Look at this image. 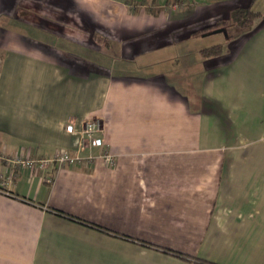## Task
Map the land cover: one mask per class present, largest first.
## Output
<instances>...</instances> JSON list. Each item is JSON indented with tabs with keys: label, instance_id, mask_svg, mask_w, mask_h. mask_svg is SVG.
I'll return each mask as SVG.
<instances>
[{
	"label": "crops",
	"instance_id": "crops-1",
	"mask_svg": "<svg viewBox=\"0 0 264 264\" xmlns=\"http://www.w3.org/2000/svg\"><path fill=\"white\" fill-rule=\"evenodd\" d=\"M252 4L0 0V153L91 157L0 160V264H264V22L151 58ZM95 118L105 150L79 152Z\"/></svg>",
	"mask_w": 264,
	"mask_h": 264
},
{
	"label": "built area",
	"instance_id": "built-area-1",
	"mask_svg": "<svg viewBox=\"0 0 264 264\" xmlns=\"http://www.w3.org/2000/svg\"><path fill=\"white\" fill-rule=\"evenodd\" d=\"M101 122L99 119H89L83 123L82 129L80 131V141L77 150L83 151L87 148L98 147L104 149V143L98 134L101 132ZM67 133L73 132V126L67 125L65 127ZM105 150V149H104ZM102 151V158L107 164H113V158L107 153V151ZM0 160H4L9 166L16 168H29V169H46L51 165L57 167L67 166L76 167L80 165H88L91 162V157H81L78 154H70L67 151L60 150L56 152L49 159H39L31 160L29 158L16 157L13 159L7 158L0 153ZM49 181L51 178L48 177Z\"/></svg>",
	"mask_w": 264,
	"mask_h": 264
},
{
	"label": "rangeland",
	"instance_id": "rangeland-1",
	"mask_svg": "<svg viewBox=\"0 0 264 264\" xmlns=\"http://www.w3.org/2000/svg\"><path fill=\"white\" fill-rule=\"evenodd\" d=\"M239 8H242V7H239ZM250 8L252 10H255V11H258L260 13H263L264 12V0H253V4L250 6ZM229 17H230V15H229ZM229 17H228V20H224L223 18H220V19L218 18V19L212 21V23L217 22V21L220 20V21H225V22H227V24L230 25L231 24V20L229 19ZM263 22H264V16L261 15L260 18L255 20L252 29H255L257 26H259ZM95 24H97V23H95ZM210 25H212V24H210ZM202 26H204V25H200V26L199 25H194V26L191 25L189 27V29L190 30H193V29H198L199 30V29H201L200 27H202ZM229 32H231L233 34H237L236 32H238V29H236V28L232 29V30L229 29ZM243 35L244 34L240 35L235 40H238ZM95 38L101 39V35L100 34H96ZM224 38H225V34H223V33H215V34L212 33V35H207L206 37L201 36L200 38H192V39L186 41V43L182 44L181 46H177L176 48L175 47H171V46H165L159 52L156 51V52L152 53V57L151 58L154 57L156 60L157 59H164L163 56L169 58L172 54L178 55V52L181 53L180 55L183 56L184 53H185L184 52L185 49L193 50L194 48H200L201 49L203 47L204 48L205 47H209L210 45L216 44L218 42H224L225 41ZM233 41H234V39H233ZM182 56H181V59H182L183 63L186 66H188V61H190V64L192 62H193L192 64H194V61L196 62V64H198V60H195L194 56H191V57H189L190 55L189 56L186 55V57H184V56L182 57ZM205 57H207V56H205ZM191 58H193L194 60L193 59L191 60ZM174 61L175 62H174L173 65L176 64V60H174ZM170 79L173 80V77H170Z\"/></svg>",
	"mask_w": 264,
	"mask_h": 264
},
{
	"label": "trees",
	"instance_id": "trees-1",
	"mask_svg": "<svg viewBox=\"0 0 264 264\" xmlns=\"http://www.w3.org/2000/svg\"><path fill=\"white\" fill-rule=\"evenodd\" d=\"M170 2L179 3L180 0H170ZM260 17H261V13L258 11L252 10L250 7L249 8H238V9L231 11V13H230V17H229V19L231 20L230 25L227 24V22H225V21L219 20V21L215 22L214 24L210 25L209 27H206L202 30H198V31L193 32V34L194 35H200L204 32L214 30V29L219 28V27L227 26L228 27V28H226L227 29V38L229 40H232V39L235 40L240 35L250 31L253 27L255 20L260 18ZM235 28L238 29V32H236L237 34H233V33L229 32V29L232 30ZM200 52L204 56L214 57V56L221 55L224 52V46L221 44H217V45L210 46L208 48H204ZM52 211L58 215H62V216L73 219L71 216L65 215L63 212L56 211V210H52ZM176 254H179V253H176ZM179 255L183 256L181 254H179Z\"/></svg>",
	"mask_w": 264,
	"mask_h": 264
},
{
	"label": "flooded vegetation",
	"instance_id": "flooded-vegetation-1",
	"mask_svg": "<svg viewBox=\"0 0 264 264\" xmlns=\"http://www.w3.org/2000/svg\"><path fill=\"white\" fill-rule=\"evenodd\" d=\"M224 20H228V19H224ZM215 23V22H214ZM213 23V24H214ZM210 25H207V26H205V27H202L201 29H199V30H202V29H204V28H206V27H209ZM226 28H228L227 26H225V27H219V28H216V29H223L224 30V33L227 35V29ZM216 29H214V30H216ZM196 31H198V30H196ZM211 31H213V30H210V31H207V32H204V33H202V34H200V35H204V34H206V33H209V32H211ZM195 32V31H194ZM223 33V34H224Z\"/></svg>",
	"mask_w": 264,
	"mask_h": 264
},
{
	"label": "water",
	"instance_id": "water-1",
	"mask_svg": "<svg viewBox=\"0 0 264 264\" xmlns=\"http://www.w3.org/2000/svg\"><path fill=\"white\" fill-rule=\"evenodd\" d=\"M215 34V33H224V30L223 29H216V30H213L210 32V34ZM225 34V33H224Z\"/></svg>",
	"mask_w": 264,
	"mask_h": 264
}]
</instances>
